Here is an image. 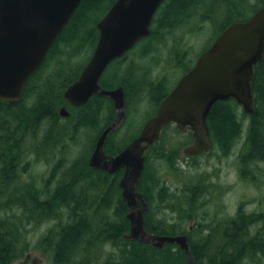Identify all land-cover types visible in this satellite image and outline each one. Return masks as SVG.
I'll use <instances>...</instances> for the list:
<instances>
[{
	"label": "trees",
	"instance_id": "1",
	"mask_svg": "<svg viewBox=\"0 0 264 264\" xmlns=\"http://www.w3.org/2000/svg\"><path fill=\"white\" fill-rule=\"evenodd\" d=\"M114 1L82 0L49 48L45 62L27 82L24 96L14 104L0 101V264H12L32 248L41 250L51 264H187V256L175 244H164L157 249L150 243L123 238L128 233L129 221L126 219L127 207L118 187L122 170L110 175L91 169L87 159L81 157L70 166L54 189L49 188L54 169L46 179L43 175L29 174L32 157H35V163L44 161L42 158L49 162L45 155L54 153L55 146L68 129L72 137L81 129H96L103 120L102 111L109 110L99 130L102 132L115 117L111 101L98 96H92L81 107L70 106L71 113L67 109V124L59 122L56 113L60 104L66 107L63 92L78 77L96 44L98 33L95 23L101 17L99 15ZM262 5L264 0H257L255 4L250 0H164L154 14L151 38L161 31L174 30L194 17L199 23L212 24L215 35L210 46L229 24L247 20ZM82 51L86 52L85 61L75 72L68 64H73V59ZM49 64L54 67L44 76V68L47 69ZM117 66L113 64L106 71L105 74L113 78L102 80L106 88L119 85L120 80L113 71ZM191 67H185V72ZM163 88L158 83L149 91L155 107L170 91V88L165 91ZM126 91L129 103V95L133 91H129V88ZM252 92V115L242 112L238 117L239 105L233 100L219 101L208 114L207 126L212 150L218 149L226 155L240 136L241 120L249 118L239 169L243 176L247 177L248 173L251 179H255L260 173L264 175V53L254 69ZM33 95H36V99L26 102L28 96ZM126 119L127 115L108 137L118 133ZM43 126L45 130L41 133ZM172 126H165L159 139L149 148L142 176L136 185L147 204L146 230L159 235L187 234L194 264H245L246 261L260 264L264 260V213L255 216L238 212L236 218L226 219L224 241L210 254L209 234L212 230L201 236V224L185 230L183 223L193 217L191 204H194L197 195L209 193L212 184L200 175L172 192L165 180L156 179L153 186L145 184L149 154L155 150L154 146L163 132ZM57 129L60 130L59 137L54 139ZM128 142L121 146L110 143L108 153H118ZM211 152L201 153L192 159L208 156ZM154 153L164 160L168 170L175 171L173 163L176 153H169L164 146ZM61 162V159L57 161V169L62 166ZM155 185L158 187V203L177 214L171 223L164 219L156 221L151 217ZM43 224H48L46 230L32 242L34 232ZM254 226H257L254 233H250V228ZM108 244L115 251L104 249Z\"/></svg>",
	"mask_w": 264,
	"mask_h": 264
},
{
	"label": "water",
	"instance_id": "2",
	"mask_svg": "<svg viewBox=\"0 0 264 264\" xmlns=\"http://www.w3.org/2000/svg\"><path fill=\"white\" fill-rule=\"evenodd\" d=\"M81 1L0 0L1 102L13 104L20 100L26 81L40 67ZM163 1L115 0L96 23L98 39L92 56L78 78L66 87L63 98L76 108L92 96L112 102L115 118L97 138L87 165L110 175L123 169L118 187L129 221L123 238L150 243L157 249L175 244L187 256V264H194L187 234L159 235L146 230L147 204L136 185L144 170L146 153L165 126L175 125L179 131L191 132L193 141L182 149V154L195 157L212 149L207 117L216 102L233 100L245 114L254 113L252 82L254 69L264 53V5L247 20L229 24L160 101L156 113L138 135L117 154L108 155L106 140L125 119V95L121 86L105 89L99 79L114 59L149 35L153 16ZM58 115L69 116L65 106Z\"/></svg>",
	"mask_w": 264,
	"mask_h": 264
},
{
	"label": "rangeland",
	"instance_id": "3",
	"mask_svg": "<svg viewBox=\"0 0 264 264\" xmlns=\"http://www.w3.org/2000/svg\"><path fill=\"white\" fill-rule=\"evenodd\" d=\"M250 2L255 4L257 0H250ZM103 11L104 9L102 12ZM101 14L99 16H101ZM214 32L211 23H199L194 17L174 30L161 31L159 34H156L151 41V49H154L152 51L154 58L149 59L148 55L144 57L140 56V53H134L130 55L123 64L120 63V65L113 70L114 74L120 80L117 84L124 85V77H126V74L128 72L132 74L133 72L138 78L153 79L154 83L151 84V87L159 83L162 88L164 85L163 91L169 88L171 89L183 76L185 72L184 68L192 66L199 54L209 46L211 39L215 35ZM136 49L146 48L140 45ZM85 56L86 52H80V54L73 59L74 65L69 63L68 67L76 72L85 61V59H83ZM128 61L139 63L144 70L134 69L135 65L132 64L126 66ZM53 67L54 66L50 64L47 69L45 67L44 71H46L44 76H47ZM129 69L133 70L131 71ZM125 70L128 72H125ZM107 77L106 79L108 80L112 76ZM148 88L150 89V87ZM147 94L148 93L141 92L137 96L129 97L125 124L118 133L114 134L112 137H108L106 140V154L109 151L108 147L110 143H113L115 146H121L128 142L132 136L134 137L138 134L146 119L154 114L155 103ZM35 99L36 95L32 97L28 96L26 102L30 103ZM61 107L62 104L59 105L56 113H58ZM66 107L71 113L70 105L66 104ZM242 112L243 110L241 107L238 108V117H241L240 115ZM108 114L109 110H103L101 113V118L103 120L100 121L96 129H81L75 137L71 136L73 134L68 129L55 146V151L52 154L53 156L48 154L45 155L49 158V162H46L45 159L42 158L44 161L35 163V157H32V165L29 174L36 176L43 175L46 179L49 173L54 169L55 172L53 173L54 175L49 185V188L54 189L64 178L66 171H68L70 166L77 159L82 157L88 160L94 149L95 142L101 133L99 130L104 125ZM66 120L67 119L64 117H59V122L62 124H67ZM241 122L242 131L240 136L234 141L230 151L226 155H223L218 149H213L208 156L202 155L194 160L191 157L183 155L182 149L192 143L193 138L189 130L179 131L175 125L169 130H165L160 141L154 146V151H157L160 146H164L169 153H176V160L173 163L175 171L168 170L164 160L157 158L154 151L149 154L148 171L145 177V184L148 183V186H153L154 183L156 184V179L161 181L165 180V184L169 187L170 192H172L175 189L179 190L181 184L190 182L189 180H194L199 175L202 177L204 176V180L212 184L209 193H205L202 196L197 195L194 204H191L192 213L194 212V215L191 219H187V221L183 223L185 230L189 229L190 226L193 227L197 224H201L200 227L203 229L201 231V236L203 234L206 235V231L212 230L211 234H209L211 243L209 245L210 254L215 252L216 248L224 241L223 233L226 227V219L236 218L238 212H241L243 215L264 213V175L260 173L257 175V178L251 179L248 173L246 174L247 177L240 173L239 158L245 146L249 118H244ZM44 130L45 126L41 128V133H44ZM59 133L60 130L57 129L54 134V139H58ZM59 159L62 161V166L57 169L55 165H57ZM157 190L158 187L155 185L153 191L155 195L154 201L150 209L151 217L156 221L164 219L171 223L175 221L177 214L170 208L163 207V205L158 203L156 196ZM196 194H198V192ZM193 205H195L194 210ZM47 226L48 224H43L34 232L31 239L32 242L38 238L41 232L46 230ZM257 226L250 228V233H254ZM229 233H231L230 230ZM104 249L107 251H115L111 244L106 245ZM33 261H39L42 262V264H51L41 250L33 248L26 252L21 259L15 260L12 264H29ZM245 264L254 263L246 261ZM260 264H264V260H262Z\"/></svg>",
	"mask_w": 264,
	"mask_h": 264
},
{
	"label": "flooded vegetation",
	"instance_id": "4",
	"mask_svg": "<svg viewBox=\"0 0 264 264\" xmlns=\"http://www.w3.org/2000/svg\"><path fill=\"white\" fill-rule=\"evenodd\" d=\"M114 3V2H113ZM112 3V4H113ZM111 4V5H112ZM110 5V6H111ZM110 6L108 7V9L110 8ZM107 9V10H108ZM107 10L101 15V17L97 20V22L104 16V14L107 12ZM156 13V12H155ZM154 17V16H153ZM153 20V19H152ZM96 22V23H97ZM96 23H95V28H96ZM151 25H152V22H151ZM150 25V33H149V35L148 36H146V37H143V38H141L140 40H138L137 42H136V44L132 47V48H130L129 50H127L122 56H120V57H118V58H116V59H114L108 66H107V68L104 70V72L102 73V75H101V77H100V79H99V83H100V85L103 87V88H105V89H113V88H116V87H118V86H121L122 88H123V90H124V95H125V106H126V112H127V95H126V93H127V89L129 88V91H133V93L131 94V95H129V97H134V96H137L138 94H140L141 92H145V93H148L147 94V96H149V91H150V89H151V84H153L154 83V81H153V79H151V80H148V79H146V78H138V76L135 74H133V72H132V74L131 73H129L127 70H125V72H128L127 74H126V77H125V83H124V85H117V86H115V87H112V88H106L105 86H103V84L101 83L102 82V80L104 79V80H107L106 79V77L108 76V75H106L105 74V72L107 71V69L111 66V65H113V64H115V65H120V63H122L123 64V62H125L126 61V59H128L129 58V56L130 55H133L134 53H140V56H146V55H148L149 56V59H152V58H154L153 56H154V54L152 53V51L154 50H152L151 49V46H152V44H151V41H152V39H154V38H151V31H152V26ZM96 31H97V29H96ZM97 33H98V31H97ZM151 38V39H150ZM97 39H98V37H97ZM96 43H97V41H96ZM153 43V42H152ZM96 45V44H95ZM144 46L146 49H136V48H138L139 46ZM94 48H95V46H94ZM94 48L92 49V51H91V53H90V55L88 56V58H87V60H86V62L84 63V65L82 66V68H81V71H82V69H83V67L86 65V63L89 61V59L91 58V56H92V53H93V51H94ZM49 51V50H48ZM47 55H48V52H47V54H46V56H45V58H44V60H43V62H42V64L45 62V59H46V57H47ZM41 64V65H42ZM135 65L134 66V69H137V70H141V71H143L144 70V68L139 64V63H136V62H134V61H131V62H127V64H126V66L127 65ZM195 64V63H194ZM193 64V65H194ZM41 65H40V67H41ZM193 65H192V67H193ZM39 67V68H40ZM191 67V68H192ZM38 68V69H39ZM37 69V70H38ZM37 70L28 78V80L26 81V83H25V85H24V88H23V93H22V96H21V98L24 96V94H25V87H26V84H27V82L29 81V79L33 76V75H35V73L37 72ZM129 70H133V69H129ZM186 72H188V71H186ZM186 72H184L183 74H185ZM80 74V73H79ZM79 76V75H78ZM110 76V75H109ZM78 78V77H77ZM76 78V79H77ZM108 78V77H107ZM75 79V80H76ZM111 79H113L112 77H110V79H108V80H111ZM129 79V80H128ZM178 82V81H177ZM177 83H175V85H176ZM174 85V86H175ZM173 86V87H174ZM148 87H150V89L148 88ZM173 87L170 89V91L173 89ZM169 91V92H170ZM105 98V97H104ZM111 101V100H110ZM3 103H5V102H3ZM112 103V102H111ZM157 107H158V105L155 107V110H154V114L156 113V110H157ZM114 114H115V111H114ZM153 114V115H154ZM153 115H151V116H153ZM150 116V117H151ZM148 119H146V121H147ZM145 121V122H146ZM144 122V123H145ZM144 123H143V125H144ZM142 125V126H143ZM142 128V127H141ZM140 128V129H141ZM140 131V130H139ZM138 135V134H137ZM136 135V136H137ZM135 136V137H136ZM134 138V137H133ZM132 138V139H133ZM131 139V140H132ZM130 140V141H131ZM129 141V142H130ZM128 142V143H129ZM127 143V144H128ZM126 144V145H127ZM125 145V146H126ZM124 146V147H125ZM108 154V153H107ZM117 154V153H116ZM108 155H114V154H108ZM119 170H122V172H123V169H119ZM102 171V170H101Z\"/></svg>",
	"mask_w": 264,
	"mask_h": 264
},
{
	"label": "bare ground",
	"instance_id": "5",
	"mask_svg": "<svg viewBox=\"0 0 264 264\" xmlns=\"http://www.w3.org/2000/svg\"><path fill=\"white\" fill-rule=\"evenodd\" d=\"M125 116H126V111H125Z\"/></svg>",
	"mask_w": 264,
	"mask_h": 264
}]
</instances>
